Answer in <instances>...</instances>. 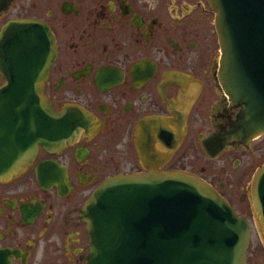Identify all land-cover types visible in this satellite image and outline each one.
<instances>
[{"label": "flooded vegetation", "instance_id": "1", "mask_svg": "<svg viewBox=\"0 0 264 264\" xmlns=\"http://www.w3.org/2000/svg\"><path fill=\"white\" fill-rule=\"evenodd\" d=\"M24 19L45 23L53 35L41 93L55 129L42 139L57 145L36 141L28 166L0 181V264H83L79 209L107 177L146 172L136 135L149 125H157L151 164L191 173L216 190L248 222L244 264H264L246 191L264 162V134L215 156L198 139L230 103L216 80L219 49L206 0H11L0 32ZM23 106L10 97L12 127L29 123ZM228 159L233 174L220 171Z\"/></svg>", "mask_w": 264, "mask_h": 264}, {"label": "water", "instance_id": "2", "mask_svg": "<svg viewBox=\"0 0 264 264\" xmlns=\"http://www.w3.org/2000/svg\"><path fill=\"white\" fill-rule=\"evenodd\" d=\"M206 2L219 49L216 80L230 102L213 113V119L220 118L213 131L206 138L198 134L201 150L215 156L264 134V0ZM9 3L0 0V14ZM54 56L53 35L45 23L24 19L1 29L0 181L28 166L36 141L57 145L45 140L55 128L48 124L52 114L41 93ZM12 96L22 99L28 124L23 119L18 127L10 125ZM154 129L147 126L136 135L146 172L107 177L80 207L87 235L83 264H244L248 222L201 178L181 170L157 171L151 164ZM246 191L264 246V162Z\"/></svg>", "mask_w": 264, "mask_h": 264}, {"label": "rangeland", "instance_id": "3", "mask_svg": "<svg viewBox=\"0 0 264 264\" xmlns=\"http://www.w3.org/2000/svg\"><path fill=\"white\" fill-rule=\"evenodd\" d=\"M259 139L264 140V136H263V138H259ZM192 153H193V154H198L196 150H195L194 152L192 151ZM230 160H231V159H228L226 162H224V164H223V166L221 167V170H220V171L225 172V173H227V174H233V173H235V172H234V169L229 165V164H230ZM221 162H222V160H221ZM224 165H226V166L224 167ZM227 174L224 175V178H225V176H226Z\"/></svg>", "mask_w": 264, "mask_h": 264}, {"label": "bare ground", "instance_id": "4", "mask_svg": "<svg viewBox=\"0 0 264 264\" xmlns=\"http://www.w3.org/2000/svg\"><path fill=\"white\" fill-rule=\"evenodd\" d=\"M171 77L173 78V75H172ZM178 78H179V77H178ZM186 113H187V112H186ZM181 115H182V112H181ZM181 115H180V116H181ZM183 116H184V115H183ZM184 117H185V116H184ZM176 118H177V117H176ZM178 119H179V118H178ZM178 119H176V120H178ZM160 120L162 121V119H160ZM176 120H175V121H176ZM179 120L183 121L184 118H183V120H182V119H179ZM179 120H178V121H179ZM181 121H180V123H179L180 125H182V124H181V123H182ZM179 124H178V125H179ZM180 125H179V127H180ZM149 126H150V125H149ZM151 126L153 127V125H151ZM154 127H157V125L154 126ZM155 131H156V130H155ZM155 131L153 130V132H155ZM153 132H152V133H153ZM172 134H173V133H172ZM180 134H181V132H180ZM173 135H174V134H173ZM177 135H179V134H177ZM177 135H176V136H177ZM174 136H175V135H174ZM181 137H182V136H181ZM181 137H179V138H181ZM177 140H178V138H177ZM179 140H180V139H179ZM179 140H178V141H179Z\"/></svg>", "mask_w": 264, "mask_h": 264}]
</instances>
